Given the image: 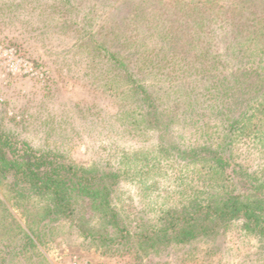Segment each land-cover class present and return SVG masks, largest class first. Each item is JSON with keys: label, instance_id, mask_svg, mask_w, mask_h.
<instances>
[{"label": "rangeland", "instance_id": "1", "mask_svg": "<svg viewBox=\"0 0 264 264\" xmlns=\"http://www.w3.org/2000/svg\"><path fill=\"white\" fill-rule=\"evenodd\" d=\"M70 1L0 0V130L80 171L116 174L111 203L132 238L104 247L84 238L77 224L105 225L80 200L75 223L50 222L49 198L10 178L0 182V264H264V238L242 221L220 223L216 233L187 243L136 246V236L163 227L166 212L216 205L230 194L264 196V111L231 128L238 116L216 95L228 83L195 81L194 70L180 74L173 66L192 59L164 60L170 54L157 52L146 75L170 89L160 99L170 126L150 128L127 84L95 49L102 40L111 50L117 46L115 26L129 17L122 0ZM133 24L130 18L122 27L128 36ZM199 148L218 150L229 166L206 152L195 155Z\"/></svg>", "mask_w": 264, "mask_h": 264}, {"label": "trees", "instance_id": "2", "mask_svg": "<svg viewBox=\"0 0 264 264\" xmlns=\"http://www.w3.org/2000/svg\"><path fill=\"white\" fill-rule=\"evenodd\" d=\"M144 5L150 9L148 19ZM119 7L127 10L129 17L115 26L120 35L117 46L111 50L106 40H102L96 42L95 49L103 52V55L98 53L99 57L114 67L119 79L127 84L143 123L155 130H166L170 126L162 119V114L170 110L163 108L160 101L169 96L170 89L161 87V82H149L146 75L159 56L157 52L170 54L165 55L164 60L165 57H171V61L176 57L178 62L181 58L192 59L187 66L179 68V63L173 66L180 74L194 70L190 77H195V81L207 78L209 81L205 82L214 84L222 78L228 83L225 90H219L216 95L223 94L229 112L238 116L231 122V128L240 123V118L244 120L248 115L264 111V5L255 4L253 0H122ZM130 18L135 27L128 36L122 27ZM223 58L226 68L221 67ZM221 68L228 70L227 75H222ZM192 83L187 84L186 95L192 93L189 89ZM208 92L205 88L201 95ZM226 106L222 104L216 110L224 112ZM194 151L195 155L201 152L212 155L222 168L229 166L228 158L218 150L199 148ZM10 178L31 193L49 198L51 207L45 216L48 221L75 223V205L80 200L105 225L103 230L77 224L84 238L99 241L103 247L130 243L132 237L111 203L117 185L116 174L80 171L63 163L58 156L39 152L0 130V182ZM162 220V228L136 236L138 248L187 243L216 233L220 223L234 221H242L247 230L264 238V196L246 199L225 195L216 205L200 204L182 212L169 211ZM26 239L32 241L27 235Z\"/></svg>", "mask_w": 264, "mask_h": 264}, {"label": "built area", "instance_id": "3", "mask_svg": "<svg viewBox=\"0 0 264 264\" xmlns=\"http://www.w3.org/2000/svg\"><path fill=\"white\" fill-rule=\"evenodd\" d=\"M24 66H25V67H28V68L30 69V71L32 70V69H31V68H32V66H31V65H29V63H28V62H25ZM30 71H29V72H30ZM26 72H28V70H26ZM72 264H78V263H76V262H73Z\"/></svg>", "mask_w": 264, "mask_h": 264}]
</instances>
